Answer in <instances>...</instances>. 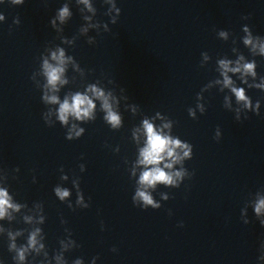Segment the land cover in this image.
<instances>
[{"label": "clouds", "instance_id": "obj_1", "mask_svg": "<svg viewBox=\"0 0 264 264\" xmlns=\"http://www.w3.org/2000/svg\"><path fill=\"white\" fill-rule=\"evenodd\" d=\"M25 0H11L12 4L21 5ZM79 3L85 5L89 12L95 14L96 9L92 7L89 0H78ZM104 2L111 4L109 12L115 10L119 15L121 9L116 8L114 0H104ZM71 15L67 4L58 10L57 19L63 24L65 20ZM86 20L91 19L90 17H84ZM4 16L0 15V20H3ZM243 19H249L245 16ZM112 24L117 23V18L112 17ZM13 24L19 25V17L14 18ZM51 24L55 26L56 20L53 19ZM97 27L98 25H92ZM81 31L86 32L87 29ZM105 31L108 32L110 29L105 25ZM244 35L240 37L243 45L249 50V54L253 59L249 60L242 52L238 51L237 47L233 46L231 52L235 54V59L228 58L227 55L218 57L216 59L215 71L218 72L222 79H215L214 83L222 85L223 89H229L234 95L236 103L241 105L243 109L248 110L256 115H260V100L253 102L252 98L246 95V88L237 86V79L243 85H246L248 89H259L264 91V76H259L257 72V61L255 57L264 58V36L253 35L248 25H244L242 28ZM219 37L225 41L228 39L229 33L225 30L218 32ZM69 42V41H66ZM70 43V42H69ZM89 44H95L94 38H89ZM235 44V41H233ZM51 61L48 58L42 57V75L45 78L41 88L43 95L41 100L46 105H58L56 109V116L62 127L69 125L70 118L76 121L89 122L95 121L96 117L94 112L96 110L95 101H100L101 110L105 113L103 120L110 125L112 130H119L122 127L121 116L117 111L113 109V102L115 97L111 92L105 93V91L98 87L96 84H89L85 91H76L67 93L61 101L60 96L57 93L60 88L67 84L69 81L65 78L66 67L69 62L72 61V56H66L65 50L61 47H57L55 51H51ZM201 55L205 61H208L211 56L207 52H202ZM75 66V65H74ZM201 67L205 65L200 63ZM231 74V75H230ZM236 77L237 79H233ZM251 78V79H249ZM34 79V75L31 76V80ZM257 80L259 81L257 83ZM212 86L211 83L207 84L201 89V92L197 93V103L195 108L189 107L187 109L188 115L192 119H197L196 111L199 110L201 114L205 113V107L199 103L203 99L201 93ZM228 97H225V106L230 107L228 103ZM240 108L236 109L237 116L236 120L241 121ZM51 110H49V114ZM160 119V114L157 113ZM248 115L244 116V119H248ZM49 127H54L50 122L45 121ZM174 121L169 119L164 122L161 126L157 127L150 119L144 118L142 120V128H136L133 131V137L138 141L140 133L145 137L144 146L139 148V157L136 160V165L132 169V176L136 175V168H142L138 179L136 180L137 187L135 188L132 196L133 205L142 209L147 210L159 209L162 207L161 203L154 199L153 191H155L158 184H162L167 188H179L185 179H191L195 173L190 172L184 167V161L190 160L193 157V146L187 141L180 139L178 136L171 134ZM167 130V131H165ZM85 133V128L78 127L77 124L73 123L70 127H67L66 139L76 140L82 137ZM219 128H217V134L214 139L219 141ZM107 146V145H106ZM180 164L179 170H174V165ZM80 171L86 170L84 164H80ZM19 172V168L14 169ZM61 173L64 172L63 167L59 169ZM61 180H67V175H61ZM0 180H7V177H0ZM35 177H33V183H35ZM73 187L76 189V202L75 206L68 201L66 204L69 209L75 211L76 208L87 209L90 207L91 197L85 202L84 194L80 188V179L73 181ZM53 192L58 200L65 203L71 195L70 189L62 187L57 184L53 188ZM164 200H169L168 194H162ZM33 207L35 208L34 215H27L22 212L23 210L31 212L32 209L28 207L26 203H20L14 200V197L9 194V187H0V221H8L9 225L13 222H17L19 214L20 220L28 227L14 230L11 226L5 227L0 224V236L6 234L8 241V251L12 253L13 264H52L55 260V264H69L65 257V253L71 251L74 248L79 247L75 240L71 238L72 234L70 229L65 228L67 233L66 238L59 241L60 247L54 252L52 256H49V251L46 247L45 233L42 225L46 222V215L44 212V205L42 202H34ZM255 219L259 221L261 226H264V196H258L254 205ZM244 213H242L243 215ZM169 215H172L169 210ZM249 219H243L245 225L249 224ZM61 224H67V221L61 218ZM183 221L178 224V227H183ZM103 230V222H101ZM26 235L24 243H17V238ZM113 252L117 251L116 248L112 249ZM260 256L258 259H264V241L260 244ZM32 260L29 261V257ZM37 257L41 259L37 260ZM98 257H93L91 264H96ZM0 264H3L0 261ZM72 264H84L83 258H77L72 261Z\"/></svg>", "mask_w": 264, "mask_h": 264}, {"label": "water", "instance_id": "obj_2", "mask_svg": "<svg viewBox=\"0 0 264 264\" xmlns=\"http://www.w3.org/2000/svg\"><path fill=\"white\" fill-rule=\"evenodd\" d=\"M124 1L114 0L116 8L121 9ZM89 2L96 9L95 14L78 0H25L21 5L0 0V15L4 16L0 20V177H7L0 180V187H9L14 200L32 209L31 212L22 209L27 215L35 214L33 203L41 200L68 127H62L57 119L58 105H46L41 100V86L46 83L42 57L54 63L51 51L63 48L66 56L73 59L65 72L69 82L57 95L62 101L69 92H82L114 26L111 19L118 17L115 10L109 12L112 6L104 0ZM65 4L71 15L62 24L57 16ZM16 17L20 19L19 25L13 24ZM53 19L55 26L51 24ZM105 25L110 31H105ZM90 37L95 44L88 43ZM45 121L54 127L47 126ZM16 168L19 172L14 171ZM17 216V222L11 225L6 220L0 224L14 230L28 227ZM26 235L18 237L17 243H24ZM12 255L6 234L0 236V261L13 264Z\"/></svg>", "mask_w": 264, "mask_h": 264}]
</instances>
